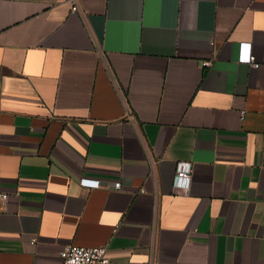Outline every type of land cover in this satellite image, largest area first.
Returning a JSON list of instances; mask_svg holds the SVG:
<instances>
[{
	"label": "crops",
	"instance_id": "crops-1",
	"mask_svg": "<svg viewBox=\"0 0 264 264\" xmlns=\"http://www.w3.org/2000/svg\"><path fill=\"white\" fill-rule=\"evenodd\" d=\"M79 6L0 0V264H264V0Z\"/></svg>",
	"mask_w": 264,
	"mask_h": 264
},
{
	"label": "built area",
	"instance_id": "built-area-1",
	"mask_svg": "<svg viewBox=\"0 0 264 264\" xmlns=\"http://www.w3.org/2000/svg\"><path fill=\"white\" fill-rule=\"evenodd\" d=\"M71 5L73 12L79 11V0H66ZM242 54L239 57L240 62L252 64L255 68H258L260 64L256 61L255 55L251 50V43H242ZM246 49V52L244 50ZM202 67L211 66V61H202ZM245 111H242V117ZM192 171L193 164L191 161H181L177 165L176 175L174 178V187L176 191L188 194L192 184ZM81 185L86 187L97 188L100 187L101 182L96 179L83 178L81 179ZM114 188H120V183H114L111 185ZM9 200V193L3 191L0 187V211L7 205ZM62 264H108L110 259L107 256V246H95L85 247L68 244L65 245L60 253Z\"/></svg>",
	"mask_w": 264,
	"mask_h": 264
}]
</instances>
